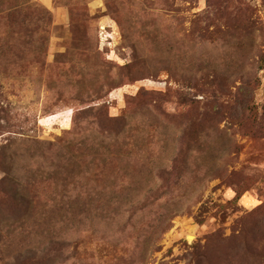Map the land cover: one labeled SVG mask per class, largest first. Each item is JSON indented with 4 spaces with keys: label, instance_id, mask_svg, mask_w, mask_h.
<instances>
[{
    "label": "rangeland",
    "instance_id": "obj_1",
    "mask_svg": "<svg viewBox=\"0 0 264 264\" xmlns=\"http://www.w3.org/2000/svg\"><path fill=\"white\" fill-rule=\"evenodd\" d=\"M0 264H264V0H0Z\"/></svg>",
    "mask_w": 264,
    "mask_h": 264
},
{
    "label": "bare ground",
    "instance_id": "obj_2",
    "mask_svg": "<svg viewBox=\"0 0 264 264\" xmlns=\"http://www.w3.org/2000/svg\"><path fill=\"white\" fill-rule=\"evenodd\" d=\"M193 238L192 237H189V240H192Z\"/></svg>",
    "mask_w": 264,
    "mask_h": 264
}]
</instances>
